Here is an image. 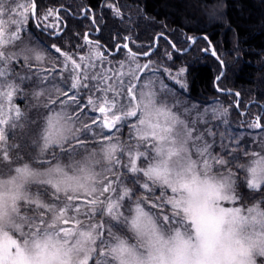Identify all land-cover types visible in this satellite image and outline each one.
Segmentation results:
<instances>
[{
  "label": "snow or ice",
  "instance_id": "1",
  "mask_svg": "<svg viewBox=\"0 0 264 264\" xmlns=\"http://www.w3.org/2000/svg\"><path fill=\"white\" fill-rule=\"evenodd\" d=\"M54 12L58 25L57 10L43 19ZM33 15L38 0H0V264L264 259V142L217 152L166 86L140 75L151 62L127 44L126 61L102 67L104 46L85 33V55L53 44L63 61L44 67L45 51L22 36ZM17 97L31 99L21 107ZM89 108L99 115L85 121ZM125 122L126 140L116 135ZM250 126L264 129L259 116Z\"/></svg>",
  "mask_w": 264,
  "mask_h": 264
},
{
  "label": "trees",
  "instance_id": "2",
  "mask_svg": "<svg viewBox=\"0 0 264 264\" xmlns=\"http://www.w3.org/2000/svg\"><path fill=\"white\" fill-rule=\"evenodd\" d=\"M38 5L39 11L57 10L61 27L66 26L63 33L52 37L49 35L52 31L41 26L37 17V24L30 17L33 37L45 44L55 40L61 43L69 36L73 40L71 50H75L84 42L83 35L98 27V35L88 34V37L97 39L104 48L113 50L128 39L132 51L146 52L153 46L155 36L161 34L156 49L144 59L149 60L156 51L166 47L171 54L184 59L187 99L207 104L220 101L230 106L231 116L238 113L243 116L239 122L250 121L251 111L256 109L258 114L254 117H261L264 124V0H38ZM208 7H212L213 16L219 20L206 16L203 10ZM116 8L120 15L116 14ZM193 35L198 38L189 50L179 51L186 48L188 38ZM210 43L224 64V72L216 83L221 65L211 55ZM217 87L235 93H220ZM242 147L248 150L247 146ZM229 148L228 143L217 147ZM236 151L243 154L240 147ZM245 201L250 202L247 192Z\"/></svg>",
  "mask_w": 264,
  "mask_h": 264
},
{
  "label": "rangeland",
  "instance_id": "3",
  "mask_svg": "<svg viewBox=\"0 0 264 264\" xmlns=\"http://www.w3.org/2000/svg\"><path fill=\"white\" fill-rule=\"evenodd\" d=\"M21 2H23V0H21ZM39 12L41 14V18H39L38 21L41 24V26L57 25L56 12H54L53 15L48 17V19L46 20L43 19V14L45 13V11L41 9ZM203 12L209 18L219 20V18H215L213 16L212 7H208L207 9L203 10ZM30 20L28 23L22 26L23 27L22 36L25 43L31 41L33 44L39 45L40 48L45 51L48 58V63L45 64L44 67H51V66L60 67V65L57 64V60L59 59V61H63V56L56 53L55 50L52 49L50 46L53 44L57 45L63 43L64 46L61 47L62 49H64L65 51L71 50V47L73 46V40L70 39L68 36L65 37L61 43H59V40H55V41H50L49 44L48 43L45 44L43 43L44 41H41L36 37H33V34L30 31L31 30V27L29 25ZM60 27H61V23H59L57 26L54 27H48L47 29L52 31L51 34L54 33L53 31L58 32L60 30L61 33H63L66 26L63 24L62 27L61 28ZM52 37L50 36V38ZM78 46L80 47H76L75 50H71V51L74 53H79V55H85L90 47V45L86 44L85 42L79 44ZM189 48L187 50L184 49L185 51L183 52L188 51ZM105 57H106V61H111V63L110 64L106 63L105 65H102V67L117 68L119 67L118 62L126 61L128 59V52L122 49V51H120L117 55L114 56L105 55ZM137 62L140 64H146L151 62L150 68L145 70V72L140 73V75L144 76L145 79L151 78L154 81H158L159 84L166 86L167 99L169 105L170 106L175 105L174 110H178L179 113L182 115V118L187 120H196L197 121L196 126L201 132L212 133V135H207L206 139L208 140L209 143L214 142V149L216 146L220 147L221 144L228 143L229 146L231 147L229 149H233L236 153L238 147H240L241 152L243 151V153L245 151L249 153L253 151H260V145L262 142H264V129L250 126L254 122L255 119L254 115L258 114L256 113L258 112L256 109L251 111L253 115H251V118H249L250 121L239 122L240 120L243 119V116L240 115V113H238V115L231 116L230 106L220 103V101L219 102L213 101L207 104V102L196 103L187 99L185 95V93L188 90L187 67L185 66V63H183L185 62V60L179 58L177 54L174 53L171 54L169 47H166L165 49H161L160 51H156V53L153 54L152 58H150L149 60H145L144 58L137 57ZM14 65L17 71L21 72V74L23 75L24 73L21 70L20 64L14 62ZM181 69H183L182 72ZM218 75L219 72L217 73V76ZM218 88L219 87H217V90ZM218 92L225 93L219 90ZM72 94L79 95L80 97L85 98L83 100V103H86V96H87L86 91L85 93H83V91H73ZM30 99L31 98L25 99L24 97H17L16 103L20 104L21 107H24V105L30 102ZM83 103L81 106H83ZM74 107L75 105L72 106V108ZM242 109H244V107ZM69 111H71V108H69ZM244 112L245 109L242 110V113ZM98 115L99 113L93 112L91 108H89L84 113V120L87 121L90 117H95ZM128 129H129V123L125 122L121 125L119 132L116 133V135L122 134L121 139L126 140L128 138ZM95 131H100L98 126L95 129ZM103 131L105 134H113L108 129H104ZM242 139L245 140L242 143L243 144L242 146H247L248 150L244 149L241 145H239L241 144ZM217 150H216L217 152L221 151L220 149ZM239 175L243 177L244 173L240 172ZM31 191L33 192L36 191L35 185L31 187ZM245 203L248 202L245 201ZM227 206H231V205H227ZM114 231L120 232L121 231L120 226L116 225L114 227ZM121 234L123 233L121 232ZM258 264H264V259L258 260Z\"/></svg>",
  "mask_w": 264,
  "mask_h": 264
},
{
  "label": "water",
  "instance_id": "4",
  "mask_svg": "<svg viewBox=\"0 0 264 264\" xmlns=\"http://www.w3.org/2000/svg\"><path fill=\"white\" fill-rule=\"evenodd\" d=\"M31 18H32V20L34 21V23L35 24H37V22H36V16H31ZM46 32V31H45ZM61 33V30L60 31H58V32H55V33H53V34H50L51 36H57V35H59ZM203 37H204V35H203ZM198 38V35H193V36H191V37H189L188 38V41H189V45L185 48V50H187L195 41H196V39ZM157 40H158V35L155 37V44L153 45V47L150 49V50H148L147 51V53H151V51L153 50V49H155L156 48V45H157ZM125 44H127L128 45V43L126 42ZM124 45V44H123ZM122 45V46H123ZM128 49H129V47H128ZM127 49V50H128ZM117 50H118V46L115 48V50L114 51H111L110 53H112V54H114V53H116L117 52ZM185 50H181V51H185ZM209 50H210V53H211V55L214 57V58H216L218 61H219V63H220V65H221V71H220V73H219V75L215 78V83H216V81L222 76V74H223V72H224V64H223V61H221L220 60V58L218 57V55H217V53L215 52V55H213L212 53H213V50H214V48H213V46H212V44L210 43V45H209ZM215 51V50H214ZM133 52V51H132ZM134 53H137V52H134ZM138 55V57H146V56H144V55H142V53H137ZM219 91H221V92H225V93H230V92H233V93H235V91H233V90H222V89H218Z\"/></svg>",
  "mask_w": 264,
  "mask_h": 264
},
{
  "label": "flooded vegetation",
  "instance_id": "5",
  "mask_svg": "<svg viewBox=\"0 0 264 264\" xmlns=\"http://www.w3.org/2000/svg\"><path fill=\"white\" fill-rule=\"evenodd\" d=\"M86 11V10H85ZM90 17L92 18V17H94V14H93V12H91L90 13ZM87 34H91V36H95V35H98V33H99V28L97 27V28H95V30L94 31H88V32H86ZM94 34V35H93ZM89 38V40L90 41H97V39H95V38H93V37H88ZM123 43H118L117 44V46H120L119 47V49H122V47H121V45H122ZM104 55H106V54H104Z\"/></svg>",
  "mask_w": 264,
  "mask_h": 264
}]
</instances>
